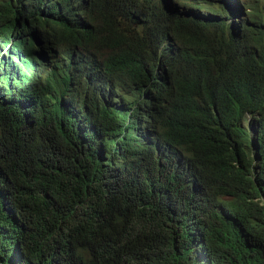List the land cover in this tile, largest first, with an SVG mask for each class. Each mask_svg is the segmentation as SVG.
Returning <instances> with one entry per match:
<instances>
[{
    "label": "trees",
    "instance_id": "1",
    "mask_svg": "<svg viewBox=\"0 0 264 264\" xmlns=\"http://www.w3.org/2000/svg\"><path fill=\"white\" fill-rule=\"evenodd\" d=\"M0 264H264V0H0Z\"/></svg>",
    "mask_w": 264,
    "mask_h": 264
}]
</instances>
